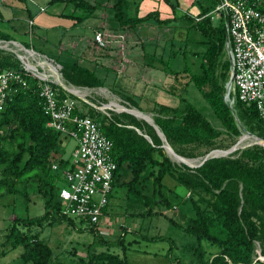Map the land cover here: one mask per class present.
<instances>
[{"label": "trees", "instance_id": "trees-1", "mask_svg": "<svg viewBox=\"0 0 264 264\" xmlns=\"http://www.w3.org/2000/svg\"><path fill=\"white\" fill-rule=\"evenodd\" d=\"M54 1L56 0H49L50 3ZM64 1H72L75 7L82 6L91 12V5L84 0ZM207 1L204 3L203 0H192V4L197 3L198 10L181 11L177 15L184 22L182 26L187 30L192 28L200 35L197 42L204 49L192 51L200 56L198 70L191 71L188 66L181 69L169 68L161 58L162 66L159 68L176 80L178 75L187 74L185 86L192 82L200 90L218 121L210 120L184 96L180 97L182 105L154 101L155 106L150 109L157 113L153 116V121L168 144L177 154L187 158L198 155L201 157L213 148H220L216 139L221 133L235 138L243 130H248L264 137V118L254 104L241 102L233 89L229 93L230 97L235 96L232 106L223 99L225 83L230 75V61L225 47L227 34L224 23L216 24L207 14L219 0ZM129 2L130 0H115L112 4L114 19H111L109 26L113 31L135 28L151 19L159 24H168L177 18L176 9L180 7L178 0H165L170 5L171 15L162 18L158 9H152L143 15H132L127 10ZM60 15L74 16L76 22L83 18L64 11ZM0 39L14 38L9 31L0 29ZM21 44L29 47L28 44ZM180 52L185 53L186 50L182 51L180 47L172 50L171 55L175 56ZM72 59L59 62L61 76L66 84L75 87L103 86L102 79L89 63ZM17 61L12 53L0 48L1 69L19 70ZM24 78L25 85L17 86L0 108V194H19L27 208L31 201L30 193L35 191L42 199L43 210L32 216L14 214L5 228L0 255L21 245L22 251L17 264H65L58 258H53L52 247L37 232H33L32 227L62 221L75 225L74 220L62 212L63 203L59 197L61 172L69 159V155H65L62 138L71 136L47 124L50 116L43 109L38 79L29 73ZM53 87L59 100L66 96L75 100L76 97L72 93H66L61 86L53 84ZM125 97L123 98L128 102L132 101L130 95ZM81 102L86 110L81 109L75 100L72 114H88L93 117L98 121L101 132L113 143L110 154L115 168L102 217L109 213L112 190L122 187L125 215L142 217L159 213L195 237L197 244L191 246L194 264L260 262L254 257L256 243L261 255H264V146L253 143L227 155L208 157L196 166L177 163L160 145L162 141L153 127L150 126L149 130L144 128L141 121L132 114L123 119L111 113L112 111L106 113L83 100ZM215 123H219L220 127ZM135 127L146 133L151 140L148 141ZM201 146L205 148L201 150ZM53 163L57 164V168L52 167ZM166 176L186 187L187 192L180 205L182 209L178 210L186 223L184 226L181 221L165 213L168 208L177 211L179 207L168 196L171 189L164 182ZM79 222L81 225L78 229H88L94 235L93 242L106 248L88 251L86 255L76 257L75 264H128L125 251L137 239H127V232L147 240L163 237L160 234H143L121 224L116 236L107 238L99 230L98 222L85 221L87 224L83 226V221ZM202 240L217 246V249L207 251L201 244ZM111 243L117 244L121 253L110 250ZM71 252L75 253V250ZM177 258L174 257L171 261L180 264Z\"/></svg>", "mask_w": 264, "mask_h": 264}, {"label": "rangeland", "instance_id": "rangeland-1", "mask_svg": "<svg viewBox=\"0 0 264 264\" xmlns=\"http://www.w3.org/2000/svg\"><path fill=\"white\" fill-rule=\"evenodd\" d=\"M84 1L91 5V12L82 6L75 7L72 1L56 0L50 3L49 0H6L7 5H5L4 1L0 0V12L3 15L0 18V29L9 31L17 41L28 44L35 51L52 58L58 63L77 58V60L93 66V62L86 59L92 55L93 51L90 46L88 47V40L89 38L93 39L92 28L95 25L112 28L109 25L112 22L111 19H114L112 4L115 0ZM178 1L180 7L176 9V17L181 11L195 12L198 10L197 3L192 4V0ZM203 1L204 3L208 2L207 0ZM43 4H46V10H44V6H41L43 9L39 8ZM26 7L32 11L34 17L32 25H29ZM152 9H158L162 18L171 15L170 5L165 0H130L127 8L132 15H143ZM60 10L70 15L83 16V18L81 21L76 22L74 16L58 15L57 11ZM12 16L16 19H11ZM212 20L216 24L224 22L217 12H213ZM11 24L15 26V30ZM173 24L177 26H173ZM183 24L184 22L179 17L172 19L168 24H159L156 20L151 19L135 28L122 30L125 33V37L121 38L119 43L124 44L125 51L129 53L127 54V56L129 55V60H133V67L127 68V61H124L123 64L127 70L110 69L106 71L102 70L104 67H102V64H98L95 67L96 74L103 80V86L76 87L80 90L87 89L84 95L79 94L82 97L73 94L79 107L86 110L81 100L85 101L84 99H87L96 105L95 107L98 110L112 111L111 113L123 119L128 118L132 113L125 110L118 111L114 106L110 108L107 107L108 105L103 108L98 107L115 100L125 106L140 108L142 112L149 114L153 119V116L157 114L150 110L155 106L154 101L169 105H182L183 102L180 97L184 96L207 115L210 120L218 121L200 90L192 82L185 86L184 82L187 80V74L178 75L176 80L172 75L165 73L159 68L162 66L160 62L162 60L169 68L181 69L188 66L191 71L198 70L200 56L192 53V51H201L204 46L197 42L200 39L198 32L192 28L187 30L186 27L182 26ZM62 33L65 34L60 39ZM187 35L188 37H186ZM69 36H74L71 38L72 42L75 43L72 48L66 46L70 39ZM180 47L182 51L186 50V52H180L172 56V50ZM9 48V43H7L1 49L12 53L17 58L20 66V58ZM113 83L115 84L113 85ZM69 85L74 86L72 84ZM126 95H130L132 101L128 102L125 100ZM135 117L141 121L144 128L148 130L150 126L154 128L146 119ZM215 124L220 127L219 123ZM239 136L234 138L226 133H221L216 139L217 145L221 147L213 149L224 150L235 144ZM62 144L65 146V155L68 156L76 142L72 137H63ZM199 148L203 150L205 147L201 146ZM169 155L174 160V157L171 154ZM199 157L198 155L188 158L194 160ZM175 161L177 163L181 162ZM195 163L197 162L194 160L193 164ZM164 182L171 189V191H168L169 198L179 206L177 211L168 208L165 213L181 221L184 226L186 223L183 222L184 220L178 210L182 209L180 205L183 203L185 192H187L186 187L175 183V180L169 176L165 177ZM123 191L122 187H115L112 190V194L109 197V213L105 214L99 222V230L107 231L103 236L114 238L119 232L118 228L121 224L134 228L143 234H160L163 236L162 238L147 240L137 234L127 232V239H132L133 237L137 239L125 251L128 264H174L171 261L174 257H178L180 264H194L191 246L197 244L195 237L183 227L176 226L159 213L142 217L125 215L123 213L125 209ZM30 195L31 201L28 207L25 208L19 194H0V250L3 248L1 242L4 240L5 228L14 214L32 216L42 212L43 203L41 197L35 191H32ZM68 217L74 220V226L62 221L52 224L43 223L42 226L35 225L32 227V231L37 232L40 238H43L52 247L53 258H58L65 264H75L76 257L86 255L88 251L106 248V246L93 242L94 235L88 229L81 230L77 228L81 225L79 222L81 220L83 221L82 226L87 224L84 218L75 215ZM201 244L207 251H215L217 249V246L210 244L206 240H202ZM109 249L121 253L115 243H111ZM72 250H75V253L71 252ZM21 251V245L8 249L4 254L0 255V264H17ZM254 258L260 260L257 264H264V255H261L258 243L255 246Z\"/></svg>", "mask_w": 264, "mask_h": 264}, {"label": "built area", "instance_id": "built-area-1", "mask_svg": "<svg viewBox=\"0 0 264 264\" xmlns=\"http://www.w3.org/2000/svg\"><path fill=\"white\" fill-rule=\"evenodd\" d=\"M213 12L223 18L229 40L232 57L230 72L233 75L231 89L235 90L237 99L241 102L254 104L264 118V0H219L207 14L212 18ZM28 22L32 23L31 20ZM121 38L122 33L95 29L92 44L99 49H105L110 42ZM8 41L12 42L0 39V48L5 47ZM25 48L39 54L41 61L29 55L26 61L20 60L19 70L0 68V108L17 86L25 85L26 73L38 79L43 109L50 116L47 124L69 133L76 142L68 157V163L61 172L59 197L63 203L62 212L68 216H80L88 222L99 223L102 210L107 204L115 168L110 154L112 140L101 132L98 121L93 117L88 114H72L75 105L72 97L66 96L59 100L55 96L53 84L61 86L66 93L82 97L63 81L61 65L30 47ZM14 53L19 55L15 51ZM29 62L35 63V66L29 65ZM47 64L54 69L45 68ZM230 98L228 100L232 105L235 96ZM84 100L93 104L87 99ZM52 167L57 168V164L53 163ZM101 232L107 233L104 230Z\"/></svg>", "mask_w": 264, "mask_h": 264}, {"label": "crops", "instance_id": "crops-1", "mask_svg": "<svg viewBox=\"0 0 264 264\" xmlns=\"http://www.w3.org/2000/svg\"><path fill=\"white\" fill-rule=\"evenodd\" d=\"M3 1H4L3 3H5V5H7L6 4V0H3ZM27 1H29V0H27ZM45 5L44 4L43 5H40L39 8H42L41 6H44V10H46L47 7ZM26 9H27V19L32 21V23H29V25H32L34 23V17L32 15V11H30L29 8H27V7H26ZM61 12H62L61 10L60 11H57V14L59 15ZM11 19H16V18H14L12 16ZM11 25H12L13 29L15 30L16 29L15 26H13V24H11ZM92 29H93V32H94L95 29H103V30H109V31L115 32L111 28L109 29V28H106V27H104L102 25L101 26H98V24L95 25ZM116 32L122 33L123 38L125 37V33H123V31H116ZM64 34L65 33H62L61 34L60 39H62V35H64ZM73 37L74 36H71L70 39L68 40L67 44H66V46L69 47V48H72V47L75 46V43H73L72 40H71V38H73ZM12 40L17 41L16 39H12ZM17 42H20V41H17ZM89 46L92 48L93 51H92V55L90 57L86 58V59L88 61L93 62V66L92 67L95 69V71H96V68L95 67L98 64H102V67L104 66L102 70H106V71H108L110 69H113V70L114 69L115 70L117 69L118 71L119 70H127L125 68L124 64H123L124 61L125 62L127 61V68H129V67L132 68L133 67L132 66L134 64L133 63V60L132 59L129 60V57H128L129 55L127 56V54H129V53L127 51H125L124 44L119 43V40H114V41L110 42L109 43V47L107 46L105 49H99V48L95 47L92 44V40H91V38H89V40H88V47ZM82 56L84 57V55H82ZM114 84L115 83H113V85ZM106 89H109V88H106Z\"/></svg>", "mask_w": 264, "mask_h": 264}, {"label": "bare ground", "instance_id": "bare-ground-1", "mask_svg": "<svg viewBox=\"0 0 264 264\" xmlns=\"http://www.w3.org/2000/svg\"><path fill=\"white\" fill-rule=\"evenodd\" d=\"M7 43H9V47L11 49H13L15 52H17L19 55L24 56V57H28L29 55L30 56H35L38 59V61H41V60H39L40 59V55L39 54L35 53L31 49H26L19 42L12 41V42H6L5 44L7 45ZM29 65L35 66V63L29 62ZM44 67L45 68L48 67L50 69H54L53 66L50 65V64H47ZM70 87H71V89L75 93H78L80 95H84L87 92L86 91L87 89L80 90V89H77L74 86H70ZM109 105H110V107L111 106H114L116 108V110H118V111L123 110V109H126V108H129V110L132 111L133 113H135L138 117L144 118V119L148 120L149 122H153L152 121V116H150L149 114L144 113L142 111L140 112L139 110H137L134 107L125 106L123 104L118 103L115 100H111L109 102ZM253 143H258V144L264 145V141L263 140H256L253 137H251L250 135L242 133L239 136L238 140L236 141V143L234 144V146H233V148L231 150H227V151H224V150H214V151H211L210 154H221V155L228 154L231 151H233V150H235V149H237L239 147L247 146V145H250V144H253ZM167 150H168V153L171 154L174 157V160L181 161V162H184L185 161L187 163L193 164L194 163V160L198 163L203 158V156H201L198 159L191 160V159L185 158V157H183L181 155H175V154H173V151L169 147H167Z\"/></svg>", "mask_w": 264, "mask_h": 264}, {"label": "water", "instance_id": "water-1", "mask_svg": "<svg viewBox=\"0 0 264 264\" xmlns=\"http://www.w3.org/2000/svg\"><path fill=\"white\" fill-rule=\"evenodd\" d=\"M11 41H15V40H12V39H11ZM225 47H226V52H227V55H228V58H229V61H230V67H231V66H232V61H231L232 57H231V52H230L229 40H228L227 37H226V41H225ZM17 56L20 58V60H23V61H26V60H27L26 57H24V56H21V55H17ZM232 76H233V75H232V72H230L229 78H228V80H227L226 83H225V92H224V94H223V99H224V101L227 102V104H228L230 107H231L232 105L230 104L228 98H230V97H229V93H230V90H231V88H232ZM60 84H62L61 81H60ZM230 99H231V98H230ZM107 105H108V106H107ZM95 106H96V105H95ZM105 106L110 107L109 103H106V104H104L103 106L101 105V106H98V107L103 108V107H105ZM110 108H111V107H110ZM123 110H125V111H127V112H130V113H132L133 115L137 116L135 113H133L132 111H130L129 108H126V109H123ZM137 110H139V109H137ZM120 111H121V110H120ZM139 111L141 112V110H139ZM232 113H233L235 119L238 121V117H237L235 111H233ZM147 121H148V120H147ZM152 121H153V119H152ZM150 123L154 126L156 133H157L158 136L160 137V139H161V141H162V143H161L160 145L164 148V150L168 153L167 147H169V148L173 151V154H175V155H179V154H177V153L171 148V146L168 144V142H167L166 139H165V136L163 135V133L161 132V130L159 129V127L154 123V121H153V122H150ZM135 129H136L139 133H141V134H142V135H143L148 141L151 140L150 137H149L146 133L142 132L139 128L135 127ZM242 133H244V134H248V135H250L251 137H253V138L256 139V140H263V141H264V137L259 136V135L255 134V133H252V132H250V131H248V130H243ZM261 145H262V144H261ZM233 146H234V144L231 145L230 147L224 149V151L231 150V149L233 148ZM263 146H264V145H263ZM214 150H222V149H212V150L208 151V152L203 156L202 160L199 161L198 163L190 164V163H187V162H185V161H184V163H186V164H188V165H191V166H196V165L201 164V163H202L206 158H208V157L220 156V155H221V154H210V152H211V151H214ZM168 154H169V153H168ZM183 157H184V156H183ZM185 158H187V157H185Z\"/></svg>", "mask_w": 264, "mask_h": 264}]
</instances>
